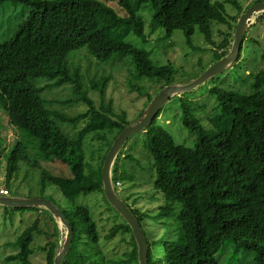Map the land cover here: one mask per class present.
<instances>
[{
	"label": "trees",
	"instance_id": "obj_1",
	"mask_svg": "<svg viewBox=\"0 0 264 264\" xmlns=\"http://www.w3.org/2000/svg\"><path fill=\"white\" fill-rule=\"evenodd\" d=\"M5 1L0 0V13ZM10 1L28 4L29 12L14 30L3 26L5 34L13 31L0 40V108L10 124L37 140L41 157L69 168L70 174L65 175L39 167V185L41 191L47 184L55 185L73 203L80 194L103 193L101 167L113 139L141 115L160 89L174 81V71L169 67L147 72L143 64L150 52L124 40V35H113L107 26L99 24L98 16L104 14L113 23L130 25L133 33L146 37L145 22L138 13L146 4L152 10L148 25L151 32L160 27L166 36H171L179 29L191 45V36L198 28L205 41L214 46L211 65L228 51L237 19L248 7L243 8L237 0H112L119 6L116 11L99 0ZM259 1L263 0L253 4ZM226 4L234 7L236 14H228ZM213 23L226 26V30L220 31L219 41L213 39ZM241 48L242 44L238 60ZM77 49H85L103 65L132 64L127 83L131 90L145 97L134 119L130 120L124 110L116 111L112 99L103 102L106 78L91 79V89L100 98V104H94L82 87L79 68L68 59L70 52ZM143 76L155 84L151 90L136 82ZM248 77L249 91L210 84L206 87L214 95L218 110L207 116L209 124L203 115L198 117L194 113L190 100L185 98L194 90L176 96L180 122L195 136L193 145L174 141L157 122L161 110L139 132L155 170L153 186L164 197L151 218L158 224L157 229L166 225L164 218H173L176 226L175 233L158 230L160 235L146 239L148 264H264V68L248 72ZM63 86L70 89L65 104L81 102L87 106L85 110L69 115L51 106L44 91ZM79 122L83 125L79 126ZM88 140L99 143L98 154L92 147L90 150L96 156L86 155ZM4 151L0 127V155ZM118 160L119 155L113 168V182H120ZM20 162L38 166L37 161L28 158L25 146L15 140L6 154L8 192V183ZM177 173L184 183H177ZM166 178L175 179L170 182L176 190L165 183ZM136 201L134 198L132 204ZM106 205L114 210L107 201ZM10 209L45 213L32 207ZM130 209L140 225L149 217L147 210ZM61 210L73 231L62 264H138L137 246L125 221L115 223L101 238L87 205L74 203L70 209ZM48 218L51 222L49 214ZM39 223V218L34 219L18 234V249L6 256L7 261L29 264L34 234L42 232ZM45 236L48 241L43 264H53L57 246L54 222ZM155 246H161V257L152 251Z\"/></svg>",
	"mask_w": 264,
	"mask_h": 264
},
{
	"label": "rangeland",
	"instance_id": "obj_2",
	"mask_svg": "<svg viewBox=\"0 0 264 264\" xmlns=\"http://www.w3.org/2000/svg\"><path fill=\"white\" fill-rule=\"evenodd\" d=\"M99 1L105 2L116 11H119V6L116 1ZM237 1L245 8L252 5L256 0ZM1 9L0 40H3L12 33L22 18L27 15L29 12V5L19 1L7 0L4 2ZM225 9L230 15L236 14V9L230 4H226ZM138 13L141 14L145 22L144 34H146V37L138 36L133 33L132 26L130 25L113 23V20L104 14L98 16V21L101 26H107L108 31H111L113 35H124V40L150 52L147 63L143 64L147 72H158L169 67L174 71L172 73L174 82H184L200 73L203 68L206 69L210 66V56L214 46L205 41L203 35L198 31V28H196L191 36V45H188L185 41L183 32L179 29L173 31L171 36H166L163 29L160 27L151 32L148 25L151 20L152 10L148 5L144 4ZM262 15H264V12L258 15L254 19V23L248 28L242 43L240 59L236 62V65L216 75L214 79H210L205 85L199 86L193 89L194 91L188 92L187 95H185V98L190 100L194 113L198 117L203 115L208 124L209 120L207 116L211 117L212 113L215 114L218 110L215 108L216 99L214 95L211 92H207L206 87L210 84V86L220 85L234 90L249 91L248 81H251V78L248 77V72L264 68V18L262 17L257 20ZM14 23H16V26L13 27ZM3 26L5 29L11 28L13 30L5 34ZM212 30L213 39L219 41L222 37L220 31L226 30V26L213 23ZM68 59L72 66H77L79 68L82 87L92 97L95 105L98 106L100 104V98L97 96V93L91 89V79L98 80L106 78L107 86L105 88L103 102L106 104L109 99H112L113 108L116 111L124 110L130 120L137 116V111L144 105L145 97H141L137 91L131 90L127 83L126 78L133 71L131 63L103 65L92 59L85 49L71 51ZM136 82L145 87L149 86L148 89L150 90L151 87L153 88V86H155L152 80L146 76H143V78ZM42 83H45V81ZM44 94L51 101L52 107L63 110L69 115H74L77 112L85 110L87 107L81 102L72 105L65 104L70 94V89L67 86L52 87L51 89L45 90ZM157 122L170 132L176 143H183L188 146L193 145L195 136L190 134L187 128L180 122L178 99L176 96L172 97L162 107ZM82 125L83 122H79V126ZM70 126L73 127L72 125ZM0 127L3 146L4 149H6V152L4 151V153L0 155V190L7 188L5 186L6 154L15 140H19L25 146L28 158L38 163L36 167H32L26 162L19 163L18 169L14 172L13 178L8 183L9 195L7 196H42L41 198L51 200L56 206L63 210L70 209L74 203L87 205L91 217L97 225L101 238L115 223L124 221L115 210H110L107 207L106 199L103 193L99 191L80 194L74 203L65 198L55 185L47 184L44 190L41 191L39 185V167L45 168L51 172H62L65 175L70 174L69 168L51 159L41 157L37 149V140L28 136L18 127L10 124L2 108H0ZM88 142L86 155L96 156V154H98L97 148L99 143H95V141L91 140H88ZM91 147L95 150L96 154H94V152L90 153V150H92ZM209 149L210 151L212 150L211 145ZM122 150L121 154L123 155L119 154L118 160L120 185L115 187L117 194L131 208H138L142 212L147 210L149 217H146L141 223L147 240H150V236L158 234V230L160 232L173 230L174 232L172 233H175L176 226L172 223V220H174L173 218H164L163 220L167 222L166 225L160 226L158 229L156 227L158 224L151 218V216L157 213L158 206L163 202L164 197L162 193L153 186L155 170L151 165L152 159L143 146V135L137 133L131 136ZM124 154H128V156L126 157ZM127 176H129L130 179H128ZM175 177L177 183H184L181 174L177 173ZM170 181L175 182V179L166 178L165 183H167L172 190H176V187ZM134 198H137V201L135 204H132ZM10 208L11 207H7L6 209L5 206H0V264H21L19 261H7L5 258L7 255L17 251L16 239L18 234L36 218H39V227L42 232L34 234L30 244L32 253L29 256V264H43L47 251L46 242L48 241L45 233L49 232L54 222L52 217V223L48 218V214L50 215V213L45 210V213H42L33 209H26L22 212ZM119 235L120 234H118L117 237H119ZM117 237L115 240H117ZM152 248L155 255L162 256L163 250L161 246Z\"/></svg>",
	"mask_w": 264,
	"mask_h": 264
},
{
	"label": "water",
	"instance_id": "obj_3",
	"mask_svg": "<svg viewBox=\"0 0 264 264\" xmlns=\"http://www.w3.org/2000/svg\"><path fill=\"white\" fill-rule=\"evenodd\" d=\"M263 12L264 0L248 6L237 19L232 41L226 54L200 73L189 78V80L184 82L173 81L160 89L145 106L141 115L126 125L113 139L105 155L101 167L102 192L106 201L130 227L137 246L138 264H148L147 241L138 219L115 190L112 178L115 161L127 140L131 136L145 130L147 125L151 123L156 114L172 97L203 85L216 75L229 70L236 64L240 47L248 28L254 23V19ZM0 206L14 208L32 207L49 212L57 227V246L53 257V264H62V260L70 248L73 231L58 206L47 198L3 195H0Z\"/></svg>",
	"mask_w": 264,
	"mask_h": 264
},
{
	"label": "built area",
	"instance_id": "obj_4",
	"mask_svg": "<svg viewBox=\"0 0 264 264\" xmlns=\"http://www.w3.org/2000/svg\"><path fill=\"white\" fill-rule=\"evenodd\" d=\"M113 184H114V187H117V186H119L120 185V182L119 181H115V182H113ZM0 195H3V196H7V195H9V192L7 191V190H0Z\"/></svg>",
	"mask_w": 264,
	"mask_h": 264
}]
</instances>
